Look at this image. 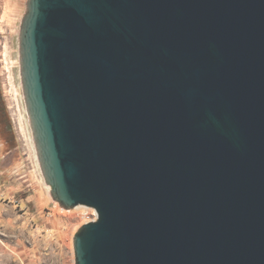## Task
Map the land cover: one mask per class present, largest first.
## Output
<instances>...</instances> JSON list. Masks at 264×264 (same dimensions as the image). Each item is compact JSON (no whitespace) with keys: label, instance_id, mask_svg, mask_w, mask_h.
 <instances>
[{"label":"water","instance_id":"obj_1","mask_svg":"<svg viewBox=\"0 0 264 264\" xmlns=\"http://www.w3.org/2000/svg\"><path fill=\"white\" fill-rule=\"evenodd\" d=\"M21 71L77 264H264V0H28Z\"/></svg>","mask_w":264,"mask_h":264},{"label":"rangeland","instance_id":"obj_2","mask_svg":"<svg viewBox=\"0 0 264 264\" xmlns=\"http://www.w3.org/2000/svg\"><path fill=\"white\" fill-rule=\"evenodd\" d=\"M27 1L0 0V264H77L74 237L94 208L63 205L42 169L21 71Z\"/></svg>","mask_w":264,"mask_h":264},{"label":"built area","instance_id":"obj_3","mask_svg":"<svg viewBox=\"0 0 264 264\" xmlns=\"http://www.w3.org/2000/svg\"><path fill=\"white\" fill-rule=\"evenodd\" d=\"M93 216H94L93 220H96L98 218V212H97V210L95 208H94Z\"/></svg>","mask_w":264,"mask_h":264},{"label":"bare ground","instance_id":"obj_4","mask_svg":"<svg viewBox=\"0 0 264 264\" xmlns=\"http://www.w3.org/2000/svg\"><path fill=\"white\" fill-rule=\"evenodd\" d=\"M20 109V108H19ZM21 113V112H20ZM25 126V125H24ZM24 128V127H23ZM25 131V130H24Z\"/></svg>","mask_w":264,"mask_h":264}]
</instances>
